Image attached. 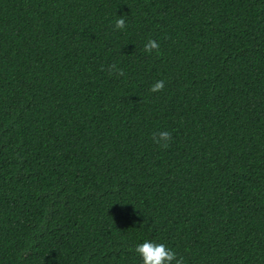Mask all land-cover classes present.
<instances>
[{
    "label": "trees",
    "instance_id": "1",
    "mask_svg": "<svg viewBox=\"0 0 264 264\" xmlns=\"http://www.w3.org/2000/svg\"><path fill=\"white\" fill-rule=\"evenodd\" d=\"M145 239L264 264V0H0V264Z\"/></svg>",
    "mask_w": 264,
    "mask_h": 264
},
{
    "label": "clouds",
    "instance_id": "2",
    "mask_svg": "<svg viewBox=\"0 0 264 264\" xmlns=\"http://www.w3.org/2000/svg\"><path fill=\"white\" fill-rule=\"evenodd\" d=\"M125 20L123 17L116 19L115 27L117 29L123 28ZM146 51L157 49L158 44L155 40H149L145 45ZM164 87L163 80H157L151 85L153 92L159 91ZM169 133L164 131L159 133V139L165 143L169 138ZM159 142V140H158ZM135 252L141 260V264H183V257H178L177 254L163 243H157L150 239H145L135 247Z\"/></svg>",
    "mask_w": 264,
    "mask_h": 264
}]
</instances>
